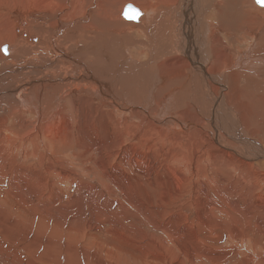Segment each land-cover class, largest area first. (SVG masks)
Masks as SVG:
<instances>
[{
  "label": "bare ground",
  "instance_id": "1",
  "mask_svg": "<svg viewBox=\"0 0 264 264\" xmlns=\"http://www.w3.org/2000/svg\"><path fill=\"white\" fill-rule=\"evenodd\" d=\"M252 1L0 0V264H264Z\"/></svg>",
  "mask_w": 264,
  "mask_h": 264
},
{
  "label": "rangeland",
  "instance_id": "2",
  "mask_svg": "<svg viewBox=\"0 0 264 264\" xmlns=\"http://www.w3.org/2000/svg\"><path fill=\"white\" fill-rule=\"evenodd\" d=\"M251 1H252V0H251ZM252 3H253V1H252ZM253 4H254V3H253ZM254 5H255V4H254ZM46 146H47V144L45 145V148H46ZM45 148H44V149H45ZM44 149H41V150H44ZM34 166H35V170H36L37 172L40 173V171H41L42 169H41L39 163L35 161V162H34ZM172 167L174 168L175 166H172ZM179 168H182V166H179ZM159 173H160V171H159ZM183 174L188 178L189 185H188V187L184 190L185 193L183 194V196L178 200L177 204H179V205H182V204L188 199V197H189L190 194L192 193V186H193V184L195 183V180L193 179V177H191L188 173L183 172ZM38 178H39V180H41L42 182H46V184H47L48 186L51 187V185H49V184L47 183L46 179L42 178V177L40 176V174H39V177H38ZM114 199L117 200V201H123L124 197H123L122 195H114ZM159 208H160V207H159ZM154 210H155V208H154ZM185 212H186V213H189L190 210H189V209H186ZM115 219H116L117 221H119V222H121V221L124 220V218L122 219L121 215H119V214L115 215ZM12 220H13V217H12ZM168 221H169L168 219L164 218V219H162V220H160V221L158 222L157 226H159L161 229H163V228L165 227V223L168 222ZM24 225H25L26 227H30V226L32 225V222H31V221H27L26 223H24ZM24 225H23V226H24ZM4 228L7 229L8 226H6V227H4ZM4 231H5V230H4ZM4 231H3V232H4ZM157 234H160V233L157 232ZM142 240H143V243H144V242H147V239H142V238H140V237H137V239L134 241V243H135V244L141 243ZM180 247H181V246H180ZM181 248H182V247H181ZM151 252H152V253H151ZM151 252H150V250H149V251H148V254L151 255V254L155 253V251H152V250H151ZM156 253H157V252H156ZM167 253H168L169 256H172V255H173V247H172L171 244H168ZM7 254H8V253H6L5 255H7ZM168 255H165V257H166V262H167V263L169 262L170 258L172 259V257H168ZM167 257H168V258H167ZM3 258H4V257H3ZM159 258H161V256H159ZM145 259H146V258L143 257V256L135 255L134 257H127V258H126L121 264H127V263L130 264V263H132V262H135L136 264H148L147 261H146ZM0 261H1V258H0ZM177 261H178L180 264H183V262H184V264H187V263H188V261H187L185 258H182V256H179V257L177 258ZM6 264H17V263L13 260V256L11 255V256H10V259L7 260V263H6Z\"/></svg>",
  "mask_w": 264,
  "mask_h": 264
},
{
  "label": "snow or ice",
  "instance_id": "3",
  "mask_svg": "<svg viewBox=\"0 0 264 264\" xmlns=\"http://www.w3.org/2000/svg\"><path fill=\"white\" fill-rule=\"evenodd\" d=\"M258 3H260L262 6H264V0H258Z\"/></svg>",
  "mask_w": 264,
  "mask_h": 264
},
{
  "label": "water",
  "instance_id": "4",
  "mask_svg": "<svg viewBox=\"0 0 264 264\" xmlns=\"http://www.w3.org/2000/svg\"><path fill=\"white\" fill-rule=\"evenodd\" d=\"M258 1V0H257Z\"/></svg>",
  "mask_w": 264,
  "mask_h": 264
}]
</instances>
